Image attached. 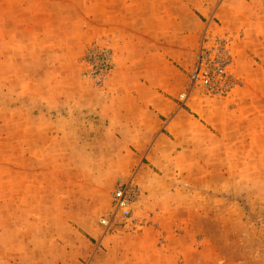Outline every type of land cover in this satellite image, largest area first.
<instances>
[{
    "label": "rangeland",
    "instance_id": "obj_1",
    "mask_svg": "<svg viewBox=\"0 0 264 264\" xmlns=\"http://www.w3.org/2000/svg\"><path fill=\"white\" fill-rule=\"evenodd\" d=\"M127 1L135 7L128 15L125 0H116L117 20L86 16L80 31L73 28L68 41L58 42L64 46L56 55L64 53V60L48 71V80L44 64L37 65L33 82L28 72L35 65L0 62V115L7 118L0 127V264H66L65 251L69 264H93L95 253L75 260V234L87 243L98 237L108 254L102 264H125L127 238L144 231L156 237L161 258L174 255L166 264H264V0ZM163 6L166 15L159 17ZM246 10L254 27L248 32L237 27ZM214 39L226 41L231 53L232 89L222 96L201 87L191 92L196 54ZM152 45H165L176 57L166 72L181 75L180 94L165 96L184 111L178 120L173 113L149 118L138 104L140 92L152 85L144 67ZM94 47L113 56L102 80L84 59ZM46 84L57 96L53 109L43 106L39 111L47 115L37 116L28 93ZM22 90L27 97L18 96ZM20 103L27 121L18 129L8 121L16 115L2 111ZM117 121L150 126L127 128ZM46 129H52L48 138ZM143 176L162 187L160 197L168 202L161 209L176 218L147 220L136 216V206L134 225L105 234L101 220L117 182L133 179L143 197ZM50 216L55 222L45 223Z\"/></svg>",
    "mask_w": 264,
    "mask_h": 264
},
{
    "label": "crops",
    "instance_id": "obj_2",
    "mask_svg": "<svg viewBox=\"0 0 264 264\" xmlns=\"http://www.w3.org/2000/svg\"><path fill=\"white\" fill-rule=\"evenodd\" d=\"M115 2L116 0H5L3 4L0 5V62L4 64L20 63L25 65H35L29 68L28 74L31 81H36L37 74L40 71L37 65L44 64V69L45 71H47L45 73L47 75L48 71L54 70L55 64L63 62V50L61 52L63 53L61 54V56L56 55V52L60 53L58 51V48H63L64 46L63 43L59 44L58 42L68 41V35L71 32V29L74 28L80 31V29H82V27L86 25V16L99 17L102 14L104 16L113 15V20H117V16L113 10ZM133 6L134 3L129 4V1L125 0L124 9L126 10L127 15L129 13L128 11L132 10L131 8H135ZM165 10V6L161 7L159 9L158 16H165ZM251 12L252 11L249 10L245 11V14H243L244 18L242 22H240V13L238 14V16H240L239 25L233 23L234 20H231L229 22H231L233 26L237 25L238 29H240V27L243 28L245 32L251 31L254 29V27H252V20H250L248 17ZM160 20L162 21V18H159L158 30H161L163 25ZM107 21L109 22L110 19H107ZM226 26L230 29L234 28L228 27V25ZM156 48L157 50H155V47L152 45L147 47L146 49L147 53L144 59V67H146L145 71L147 74V78L151 81L152 85L140 92V96L142 97L141 103L138 104L141 105V110L145 114H147L149 118H151V116H166L170 113H173L175 115L174 119L178 120L183 116L184 111L179 110V107L176 104L168 103L165 94H180L183 79L181 75H173V77H171L172 75L166 72V69L168 67L170 69H172V67L174 68L173 64L177 62L176 57L172 59L171 56H168L169 54H166L165 45H159ZM167 59H172V62H168L167 64ZM48 74L49 76L51 75V73ZM53 74L51 77L52 80L55 79V72ZM46 78L48 80V75L46 76ZM117 78L123 79V76L118 73ZM30 85H34V83H31ZM51 86L52 85L46 84L45 88L41 92L36 89V87L31 86L32 88H30L28 96L31 98V102L34 104L35 109H33V111L35 115H47V112L45 113L44 110H42L41 112L39 111L43 106H46V110L50 109L48 111H51L53 109L54 97L57 95L54 93V90L53 88H51ZM17 93L18 91L16 90L13 92L14 95H17ZM4 94L5 96H10L9 93L5 92ZM19 95L25 97L26 91L22 90V92H20L18 96ZM21 104L22 103H20V105L16 104L15 106L9 108H7V106H4V109L2 111L4 113L9 112L16 115L13 118H9V116L7 117L9 118V123L12 122L18 129H21L24 125L23 123L27 121L21 118ZM2 114L0 115V127H3L6 124L7 119L5 118V116L2 117ZM121 114L122 112L120 113V115ZM118 123L122 126H126L127 128H148L150 126V123L145 121H139L138 123L133 124H129L128 122L123 121ZM155 126L157 130L158 126ZM48 127L49 126L47 125V128ZM50 131L51 133L49 132V134L48 129H46L45 131L47 134V138L48 135L50 136L52 134V129H50ZM161 134H163V132H161ZM160 139H163V136H159V140ZM144 178H146V176H143L140 179V187L143 192V197L141 202L136 207V216L140 215L147 220H161L162 222H164L166 218H176V213H172L171 216H168L167 213H164V209H161L162 207H165L166 205L164 204L168 202L167 200L163 201L164 198L160 197L159 192L163 190L162 187L157 188L153 184L151 186ZM174 194L175 191H170V195ZM170 203H172V201ZM170 206L173 207V205ZM151 212L153 213V215H151ZM44 220L45 223L50 224H53L55 222L53 216L45 217ZM59 221L60 218L57 222ZM64 222L69 224L67 219L64 221V219L61 218V223ZM75 236L78 243L76 248L77 252L79 253L77 254L75 248L73 247L71 252L73 253V256L76 257L75 260H79V256H90L91 253H95L92 262L93 264H102L101 261L104 257V260H106V256H108V254H105V252L103 253V251L101 250L99 243L100 241L97 239L98 237L92 236L94 243H87V240L84 237H81L78 234H75ZM147 236L150 235H147V233L144 231L143 233L127 238L126 241H128L130 248L126 251L125 254V264H166V258H174V255L172 254H167L166 256L161 258L162 255H158L156 251V237L153 239V237L150 238ZM63 237L68 239L67 241H69L68 235H64ZM108 239V236L103 237L101 245H104ZM165 239H167V237ZM147 240L148 242H151V244L148 245ZM146 246L149 247V249H147ZM151 249H153L151 251L153 253L150 254V258L153 257V259L149 261L147 260V252ZM64 256H66L65 263L69 264L67 256H71L70 252L65 251ZM75 264L80 263L79 261H76Z\"/></svg>",
    "mask_w": 264,
    "mask_h": 264
},
{
    "label": "built area",
    "instance_id": "obj_3",
    "mask_svg": "<svg viewBox=\"0 0 264 264\" xmlns=\"http://www.w3.org/2000/svg\"><path fill=\"white\" fill-rule=\"evenodd\" d=\"M211 43L210 46L205 43L196 54L195 67L190 73L189 89L192 92L201 87L208 93L222 96L226 95L233 86L232 75L229 71L232 56L226 41L214 39ZM84 59L92 65L91 71L97 80L105 79L114 66L110 52L98 47L89 50ZM97 61L100 63L98 68L94 69ZM90 77L93 78L92 75ZM141 197V191L133 179L117 182L112 193L110 212L101 220L105 234H110L118 225H134L136 222L134 211Z\"/></svg>",
    "mask_w": 264,
    "mask_h": 264
}]
</instances>
